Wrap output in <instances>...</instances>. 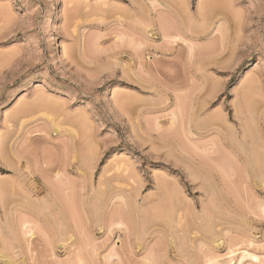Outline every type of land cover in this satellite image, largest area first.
<instances>
[{"label": "rangeland", "instance_id": "obj_1", "mask_svg": "<svg viewBox=\"0 0 264 264\" xmlns=\"http://www.w3.org/2000/svg\"><path fill=\"white\" fill-rule=\"evenodd\" d=\"M243 249L264 264V0H0V264Z\"/></svg>", "mask_w": 264, "mask_h": 264}, {"label": "bare ground", "instance_id": "obj_2", "mask_svg": "<svg viewBox=\"0 0 264 264\" xmlns=\"http://www.w3.org/2000/svg\"><path fill=\"white\" fill-rule=\"evenodd\" d=\"M234 134H235V137H237V135H236V133L234 132ZM241 137L244 139L245 137H246V131L243 129V128H241ZM200 169H202V168H200ZM208 169V168H207ZM206 171V170H205ZM178 218V217H177ZM180 224V223H179ZM239 250V249H238ZM229 251H230V249H229ZM233 250H231V255H233L235 252H232ZM235 251V250H234ZM227 254H229V253H227ZM252 254V253H251ZM250 253H248L247 252V250L245 251L244 249H243V251L242 250H240V252H239V255H240V258H239V261H237V264H243V262L244 261H242V260H244V259H247V260H252V261H250L251 263H254V262H256L257 264H259L260 262H259V258L258 257H256V256H254V255H251ZM235 255V254H234ZM236 256V255H235ZM234 256V257H235ZM233 256H232V260L231 259H229V260H231V261H233V258H234ZM237 257V256H236ZM249 258V259H248ZM254 261V262H253ZM264 261V260H263ZM255 263V264H256Z\"/></svg>", "mask_w": 264, "mask_h": 264}]
</instances>
